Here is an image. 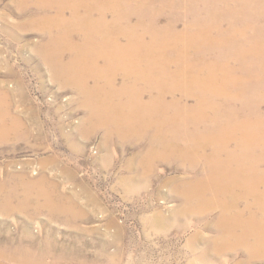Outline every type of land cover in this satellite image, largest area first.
Here are the masks:
<instances>
[{
  "label": "bare ground",
  "instance_id": "obj_1",
  "mask_svg": "<svg viewBox=\"0 0 264 264\" xmlns=\"http://www.w3.org/2000/svg\"><path fill=\"white\" fill-rule=\"evenodd\" d=\"M34 3L28 24L47 36L41 54L56 77L97 95L89 106L98 124L140 138L155 129L146 157L200 174L178 189L187 209L218 210L217 239L264 249V0ZM90 78L107 86L88 88ZM10 251L0 258L21 262L22 248Z\"/></svg>",
  "mask_w": 264,
  "mask_h": 264
},
{
  "label": "rangeland",
  "instance_id": "obj_2",
  "mask_svg": "<svg viewBox=\"0 0 264 264\" xmlns=\"http://www.w3.org/2000/svg\"><path fill=\"white\" fill-rule=\"evenodd\" d=\"M36 12L34 0H0V129L7 130L0 133V248H22L21 262L0 263L264 264L263 248L217 239L218 210L187 209L178 189L200 174L173 157L147 158L155 129L140 138L136 128L126 135L119 125L98 124L89 106L97 95L56 77L41 54L47 36L28 24ZM103 80L85 86L102 90ZM50 174L65 182L59 199H72L76 179L67 176H79L104 206L91 196L102 209L83 205L79 222L71 208L37 209L30 194L43 203L53 194L24 180Z\"/></svg>",
  "mask_w": 264,
  "mask_h": 264
},
{
  "label": "crops",
  "instance_id": "obj_3",
  "mask_svg": "<svg viewBox=\"0 0 264 264\" xmlns=\"http://www.w3.org/2000/svg\"><path fill=\"white\" fill-rule=\"evenodd\" d=\"M68 179H76L75 181V185L77 190L74 188V191H72L71 197L72 199H65L64 198V194H62V198L59 199L61 196L59 195L58 190L60 189L61 185H63L65 182L62 181V176H56V175H42L39 176L38 178H33V179H26L24 180V183H27L29 186H31L32 188H38L40 190L41 187L46 188L47 190H49L50 193H52V196L47 195L46 196V200L45 203H43L41 201V199H38L33 196V194L29 195V200L31 203H35L37 206V209H43L42 205H45V208L47 212H49L50 210H53V207H63V208H71L74 209L75 211H78L80 213V219L78 220V222L84 218L87 217V214L85 212H83V210L85 211L86 208L83 205H86L87 207H89L91 210L93 209H102V208H97L96 205L92 202H90L91 200V196L96 197L98 200L97 202L100 205H103V203L100 200V196L95 194L91 188L87 185V183H85V181L83 179H80L79 176L76 177H71V176H67ZM47 193V194H50ZM58 195V196H57ZM58 197V198H57ZM81 199V201L79 200ZM59 201L61 202V204H58ZM69 205H71L72 207H69ZM104 206V205H103ZM82 207V208H80ZM83 209V210H82ZM104 209V208H103ZM47 215L50 216L49 213H47ZM91 215V214H90ZM30 217V216H29ZM51 218H54L51 215ZM47 219L49 220V222L51 224H54L53 222L50 221V219L47 217ZM58 220V219H57Z\"/></svg>",
  "mask_w": 264,
  "mask_h": 264
}]
</instances>
